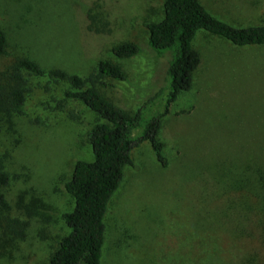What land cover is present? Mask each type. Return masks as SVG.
I'll list each match as a JSON object with an SVG mask.
<instances>
[{
  "label": "rangeland",
  "instance_id": "obj_1",
  "mask_svg": "<svg viewBox=\"0 0 264 264\" xmlns=\"http://www.w3.org/2000/svg\"><path fill=\"white\" fill-rule=\"evenodd\" d=\"M164 0H0L8 41L0 72L29 58L46 71L87 77L101 60L120 64L126 82L106 80L103 94L134 112L164 87L170 54L148 45L147 23L163 16ZM236 28L264 25V0H200ZM95 16L97 30L89 16ZM135 43L128 60L111 50ZM201 64L162 122V167L148 143L132 152L134 166L105 218L100 264H264V46L235 47L198 33ZM19 114L0 124V160L8 184L0 194V264H48L70 233L63 215L74 208L65 185L75 163L92 161L87 131L98 117L65 97L68 85L25 74ZM160 111V110H159ZM9 120V121H8ZM37 199L41 215L20 209ZM21 202V203H20ZM28 224L10 251L6 219Z\"/></svg>",
  "mask_w": 264,
  "mask_h": 264
},
{
  "label": "trees",
  "instance_id": "obj_2",
  "mask_svg": "<svg viewBox=\"0 0 264 264\" xmlns=\"http://www.w3.org/2000/svg\"><path fill=\"white\" fill-rule=\"evenodd\" d=\"M162 8V19L145 26L151 50L159 56L170 54L164 87L134 112L116 104L100 89L109 87L106 80L127 81L123 67L111 60H101L85 78L62 70L46 71L26 57L14 60L7 71L0 72V124L20 113L28 93L25 74L67 84L65 97L82 103L98 117V123L86 133L93 160L77 161L72 178L65 185L74 200L73 210L63 215L70 233L62 237L48 264H100L105 244V218L123 182L125 169L134 166L133 150L148 143L160 165L167 166L164 145L160 141L162 122L178 96L192 88L194 73L201 64L200 54L194 47L198 33L220 38L239 48L264 46V25L233 27L211 15L200 0H164ZM89 18L91 29L97 30L96 17L90 15ZM7 49L6 34L0 28V57L7 54ZM111 53L117 59L128 60L140 55L141 49L127 42L114 46ZM0 184H8L1 160ZM0 205L9 211L2 194ZM43 208L37 199L29 205H20L28 217L41 215ZM27 226L19 219H6L4 242L10 244V251L17 241L24 239Z\"/></svg>",
  "mask_w": 264,
  "mask_h": 264
}]
</instances>
